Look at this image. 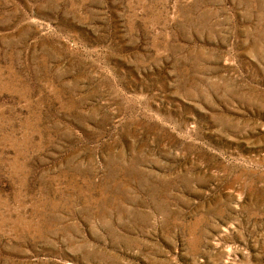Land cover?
I'll list each match as a JSON object with an SVG mask.
<instances>
[{
	"label": "rangeland",
	"instance_id": "obj_1",
	"mask_svg": "<svg viewBox=\"0 0 264 264\" xmlns=\"http://www.w3.org/2000/svg\"><path fill=\"white\" fill-rule=\"evenodd\" d=\"M0 264H264V0H0Z\"/></svg>",
	"mask_w": 264,
	"mask_h": 264
}]
</instances>
